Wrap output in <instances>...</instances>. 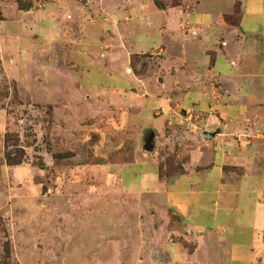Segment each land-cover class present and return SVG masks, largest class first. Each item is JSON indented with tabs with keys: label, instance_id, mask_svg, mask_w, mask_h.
I'll return each instance as SVG.
<instances>
[{
	"label": "crops",
	"instance_id": "1",
	"mask_svg": "<svg viewBox=\"0 0 264 264\" xmlns=\"http://www.w3.org/2000/svg\"><path fill=\"white\" fill-rule=\"evenodd\" d=\"M89 1L74 18L67 0L45 5L38 34L77 55L93 117L126 136L116 177L149 199L151 237L166 238L156 262L264 264V0ZM13 17L0 40H15ZM171 139L188 161L169 181L160 151Z\"/></svg>",
	"mask_w": 264,
	"mask_h": 264
},
{
	"label": "rangeland",
	"instance_id": "2",
	"mask_svg": "<svg viewBox=\"0 0 264 264\" xmlns=\"http://www.w3.org/2000/svg\"><path fill=\"white\" fill-rule=\"evenodd\" d=\"M67 1L73 18L92 11L89 0ZM40 3L54 2L0 0V33L22 16L9 28L15 40H0V264H164L149 199L123 193L116 177L126 136L93 117L77 55L40 39ZM180 143L160 151L169 181L185 173Z\"/></svg>",
	"mask_w": 264,
	"mask_h": 264
},
{
	"label": "built area",
	"instance_id": "3",
	"mask_svg": "<svg viewBox=\"0 0 264 264\" xmlns=\"http://www.w3.org/2000/svg\"><path fill=\"white\" fill-rule=\"evenodd\" d=\"M44 7H45V4L40 3V4L38 5V8L41 9V10H42ZM189 117H192V114H191V113L189 114ZM251 139H252V137L249 136V141H250ZM237 141H238L239 144H241V143L244 141V137H242V136L238 137V138H237Z\"/></svg>",
	"mask_w": 264,
	"mask_h": 264
},
{
	"label": "water",
	"instance_id": "4",
	"mask_svg": "<svg viewBox=\"0 0 264 264\" xmlns=\"http://www.w3.org/2000/svg\"><path fill=\"white\" fill-rule=\"evenodd\" d=\"M146 150L151 152L153 150L152 140L150 139L147 143Z\"/></svg>",
	"mask_w": 264,
	"mask_h": 264
},
{
	"label": "trees",
	"instance_id": "5",
	"mask_svg": "<svg viewBox=\"0 0 264 264\" xmlns=\"http://www.w3.org/2000/svg\"><path fill=\"white\" fill-rule=\"evenodd\" d=\"M11 161V160H10ZM183 174V173H182ZM182 174H180V175H182ZM161 176H162V172H161Z\"/></svg>",
	"mask_w": 264,
	"mask_h": 264
}]
</instances>
